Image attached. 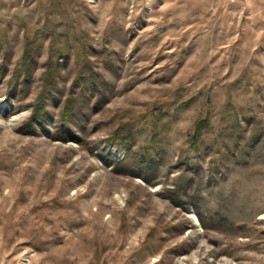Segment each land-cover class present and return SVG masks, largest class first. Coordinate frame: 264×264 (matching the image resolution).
<instances>
[{
	"label": "rangeland",
	"instance_id": "rangeland-1",
	"mask_svg": "<svg viewBox=\"0 0 264 264\" xmlns=\"http://www.w3.org/2000/svg\"><path fill=\"white\" fill-rule=\"evenodd\" d=\"M0 264H264V0H0Z\"/></svg>",
	"mask_w": 264,
	"mask_h": 264
}]
</instances>
